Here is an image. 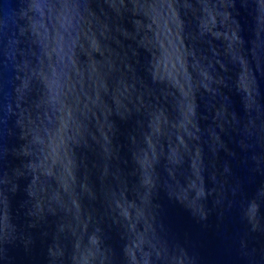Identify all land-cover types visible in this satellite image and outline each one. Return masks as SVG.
I'll return each instance as SVG.
<instances>
[{
  "label": "water",
  "instance_id": "water-1",
  "mask_svg": "<svg viewBox=\"0 0 264 264\" xmlns=\"http://www.w3.org/2000/svg\"><path fill=\"white\" fill-rule=\"evenodd\" d=\"M0 264H264V0H0Z\"/></svg>",
  "mask_w": 264,
  "mask_h": 264
}]
</instances>
